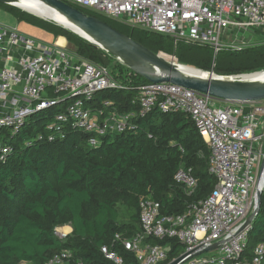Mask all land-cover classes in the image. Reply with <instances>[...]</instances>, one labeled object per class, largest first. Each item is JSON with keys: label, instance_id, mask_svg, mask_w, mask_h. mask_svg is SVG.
<instances>
[{"label": "trees", "instance_id": "obj_1", "mask_svg": "<svg viewBox=\"0 0 264 264\" xmlns=\"http://www.w3.org/2000/svg\"><path fill=\"white\" fill-rule=\"evenodd\" d=\"M70 5L154 53L201 70L233 75L264 69V45L222 49L214 55L208 45L174 41ZM0 8L53 38L65 37L69 50L109 68L124 87L96 92L92 109H100L102 101L109 100L105 112L138 111L136 86L149 83L147 79L52 21L12 5L0 3ZM63 109L64 104L42 109L29 115L17 133L10 134L8 129L2 133L12 151L5 161L0 160V264H45L62 250L72 253L62 264H115L103 256L102 245L114 249L126 264H139L115 235L131 238L141 231L140 197L159 203V217L183 214L190 204L205 199L216 184L208 169L210 149L182 111L162 112L155 107L144 117H135L133 129L105 134L97 145H90L89 134L80 130H65L60 137L46 128ZM50 134L53 140H48ZM179 167L190 168L197 179L190 194L173 178ZM63 224L70 225L71 231L61 239L55 228ZM143 242L168 247L166 258L157 264L168 263L184 250L176 237L148 236ZM260 242H264V191L247 230L242 257L251 259Z\"/></svg>", "mask_w": 264, "mask_h": 264}, {"label": "built area", "instance_id": "obj_2", "mask_svg": "<svg viewBox=\"0 0 264 264\" xmlns=\"http://www.w3.org/2000/svg\"><path fill=\"white\" fill-rule=\"evenodd\" d=\"M63 1L131 28L208 45L214 55L222 49L264 45V0ZM245 74L229 76L239 79ZM123 87L108 67L0 22V160L5 161L12 151L3 139L4 129L15 134L29 115L54 105L64 104V109L46 128L60 137L65 130H80L89 134L90 145H97L105 134L133 129V119L155 107L162 112L182 111L191 117L210 149L208 169L216 178L215 186L205 199L175 216L159 217V203L140 197L141 231L131 238L116 234L115 240L139 264H157L167 255L168 247L145 244L148 236L176 237L184 246L180 255L187 253L177 264H262L264 242L255 246L251 259L242 257L250 225L241 231L238 227L255 207L256 188L264 191V100L217 104L221 100L208 93L169 82H149L136 86L137 112H105L109 100H103L100 109H92L96 92ZM53 139L50 134L48 140ZM173 178L188 194L197 185L190 168L179 167ZM215 242H219L216 248L194 255ZM100 251L115 264H126L110 246L102 245ZM71 255L62 250L45 264H62Z\"/></svg>", "mask_w": 264, "mask_h": 264}, {"label": "water", "instance_id": "obj_3", "mask_svg": "<svg viewBox=\"0 0 264 264\" xmlns=\"http://www.w3.org/2000/svg\"><path fill=\"white\" fill-rule=\"evenodd\" d=\"M18 1L20 0H0V3L15 6L36 17L52 21L78 34L115 57L131 71L144 77L150 83L169 82L200 93H208L212 97L226 102H256L264 100V81L244 79L243 77L236 79L229 75H218L213 71L201 70L194 66L174 61V59L166 58L154 53L100 19L83 13L63 0L38 1L58 12L65 20L88 37L82 35L78 30L54 20V18H46L17 5ZM255 200L253 211L238 227V231L250 225L258 213L261 201V191L258 187L255 191ZM218 243L215 242L199 250L197 249L194 255L212 250L218 246ZM186 254L179 255L166 264H177Z\"/></svg>", "mask_w": 264, "mask_h": 264}, {"label": "rangeland", "instance_id": "obj_4", "mask_svg": "<svg viewBox=\"0 0 264 264\" xmlns=\"http://www.w3.org/2000/svg\"><path fill=\"white\" fill-rule=\"evenodd\" d=\"M0 22L8 25V26H16V28L18 29V31L29 35L37 40H40L42 42H47V43H51L53 41V37L50 33L44 31L41 28H38L37 26L26 22V21H17L11 14H9L8 12L4 11L3 9L0 8ZM67 48L71 49V46L69 44H67ZM115 58V57H113ZM118 70V69H117ZM264 70V69H262ZM262 70H257L254 72H259ZM253 73V72H252ZM225 103L224 100L219 101L217 104H223ZM262 130H258L257 133H260ZM66 224L60 225V226H65ZM68 225V224H67ZM59 227V226H57ZM58 230H56L59 233H65L66 235L70 232H67V227H62V228H57ZM55 231V234L58 238H64V237H60L59 234H57V232ZM66 231V232H65Z\"/></svg>", "mask_w": 264, "mask_h": 264}, {"label": "bare ground", "instance_id": "obj_5", "mask_svg": "<svg viewBox=\"0 0 264 264\" xmlns=\"http://www.w3.org/2000/svg\"><path fill=\"white\" fill-rule=\"evenodd\" d=\"M17 5L28 9L34 13L40 14L46 18H54V20H57L59 22H62L66 24L67 26H70L74 28L75 30H78L76 27L71 25L67 20L64 19L58 12L50 9L49 7L45 6L38 0H20L17 2ZM80 33L88 37L85 33L82 31L78 30ZM90 38V37H89ZM62 40V39H60ZM244 79H252V80H258V81H264V70L259 71V72H251V73H246L245 75L242 76Z\"/></svg>", "mask_w": 264, "mask_h": 264}, {"label": "crops", "instance_id": "obj_6", "mask_svg": "<svg viewBox=\"0 0 264 264\" xmlns=\"http://www.w3.org/2000/svg\"><path fill=\"white\" fill-rule=\"evenodd\" d=\"M62 39V40H60ZM47 45L51 46V45H54V46H60V47H67V41L65 39V37L63 36H57L56 38H53V41L51 43H47L45 42ZM62 227H67V232H70L71 231V226L70 225H65V226H59L57 228H62ZM58 230V229H57ZM66 232V231H65Z\"/></svg>", "mask_w": 264, "mask_h": 264}]
</instances>
